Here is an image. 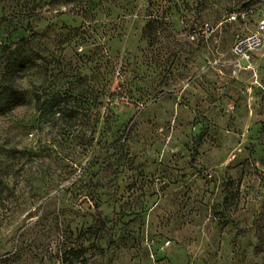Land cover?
<instances>
[{"label": "rangeland", "instance_id": "obj_1", "mask_svg": "<svg viewBox=\"0 0 264 264\" xmlns=\"http://www.w3.org/2000/svg\"><path fill=\"white\" fill-rule=\"evenodd\" d=\"M151 1L119 0L110 16L99 15L96 31L67 6L34 21L46 32L34 47L66 56L96 49L112 73L85 150L38 121L31 91L42 73L24 74L23 100L0 115V177L12 190L0 209V252L20 242V264H60L65 235L86 248L75 264H264V48L244 66L231 52L264 6ZM148 13L164 18L155 32H142ZM80 25L84 43H58ZM115 141L116 187L100 206L117 219L109 237L81 228L94 190L78 176Z\"/></svg>", "mask_w": 264, "mask_h": 264}, {"label": "trees", "instance_id": "obj_2", "mask_svg": "<svg viewBox=\"0 0 264 264\" xmlns=\"http://www.w3.org/2000/svg\"><path fill=\"white\" fill-rule=\"evenodd\" d=\"M10 1L11 3L8 0L0 1V32H6L5 35L2 33L0 35V115L9 113L23 100L24 90L20 82L22 76L31 72L36 77L38 72L42 73L40 80L32 82L31 91L38 121L43 119L42 124L50 122V126L60 129L62 141L67 139L73 147H83L85 150L92 144L99 115L98 108L108 89V76L112 73L110 62L107 59L104 61V55L96 49L88 50L87 53L75 52L74 56H66L63 50L56 54L55 48L39 50L33 44L46 32H42L34 21L48 9L67 6L82 20L93 23L90 29L96 31L99 15L110 16L112 8L117 6L119 0ZM146 4L150 7L152 1L146 0ZM161 19L164 20L148 13L142 32H155L154 23ZM70 29L73 30V34H67L64 39L58 40V43L63 45L84 43L85 37L79 33L82 32L81 25ZM86 67L90 73L82 71ZM101 69L104 71L101 72ZM83 128L89 129L86 134L82 132ZM45 146L41 144V149ZM120 148L121 144L117 141L100 146L80 169L78 180L89 179L94 190L92 198L94 202L91 205L93 211L89 214L90 223L86 228L81 225L84 231L90 230L95 233L102 231L109 237L116 235L117 219L104 216L100 206L102 202L104 203L101 199L106 194V189L116 187L110 177L117 174L115 159ZM101 151H105L107 160L99 161L98 154ZM11 197L12 190L0 177V209ZM226 200L225 195L221 209L225 218ZM218 219L220 220V216L217 221ZM64 244L70 245H63L58 249L57 260L60 264L84 262L83 254L86 248L83 242L75 246L70 241V236L65 235ZM21 253L20 242H16L12 250L0 252V264H20Z\"/></svg>", "mask_w": 264, "mask_h": 264}, {"label": "built area", "instance_id": "obj_3", "mask_svg": "<svg viewBox=\"0 0 264 264\" xmlns=\"http://www.w3.org/2000/svg\"><path fill=\"white\" fill-rule=\"evenodd\" d=\"M258 6H264V0H256ZM264 48V13L258 19L254 30L238 36L231 47V52L238 65L249 63L252 55ZM244 66V65H243Z\"/></svg>", "mask_w": 264, "mask_h": 264}]
</instances>
